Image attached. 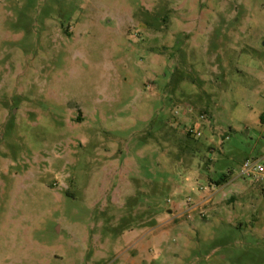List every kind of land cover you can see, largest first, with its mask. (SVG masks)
Returning a JSON list of instances; mask_svg holds the SVG:
<instances>
[{
    "label": "rangeland",
    "instance_id": "374dc122",
    "mask_svg": "<svg viewBox=\"0 0 264 264\" xmlns=\"http://www.w3.org/2000/svg\"><path fill=\"white\" fill-rule=\"evenodd\" d=\"M239 72L264 0H0V264H264Z\"/></svg>",
    "mask_w": 264,
    "mask_h": 264
},
{
    "label": "crops",
    "instance_id": "0c3cea01",
    "mask_svg": "<svg viewBox=\"0 0 264 264\" xmlns=\"http://www.w3.org/2000/svg\"><path fill=\"white\" fill-rule=\"evenodd\" d=\"M242 75H249V77H253L257 84L264 83V75L262 73L258 72H239ZM213 75H221L225 80L229 78L228 72H212ZM240 90L236 93H233V96H242L243 98L246 97L249 100H252V104L254 108H251L248 110H239V115L240 118L243 120L244 124L248 126H253L254 128H259V127H264V100L259 99L258 97H254L256 93L252 91L251 88H248L246 86H240ZM251 89V90H250ZM239 98L235 97L234 99ZM189 115V114H188ZM187 115V116H188ZM241 175V174H240ZM226 181L221 185H227L228 184V179H225ZM210 200L209 199H203L201 201V205L203 203H208ZM205 203V204H206ZM177 204L173 205V210L171 211L172 213L177 212Z\"/></svg>",
    "mask_w": 264,
    "mask_h": 264
},
{
    "label": "built area",
    "instance_id": "2783aa9c",
    "mask_svg": "<svg viewBox=\"0 0 264 264\" xmlns=\"http://www.w3.org/2000/svg\"><path fill=\"white\" fill-rule=\"evenodd\" d=\"M201 118H203V116ZM189 134L200 136V133L194 130H190ZM241 176L254 177L257 181H262L264 179V164H262L260 160L244 161Z\"/></svg>",
    "mask_w": 264,
    "mask_h": 264
},
{
    "label": "trees",
    "instance_id": "16d2710c",
    "mask_svg": "<svg viewBox=\"0 0 264 264\" xmlns=\"http://www.w3.org/2000/svg\"><path fill=\"white\" fill-rule=\"evenodd\" d=\"M225 181H226L225 179L221 180V184H223Z\"/></svg>",
    "mask_w": 264,
    "mask_h": 264
}]
</instances>
